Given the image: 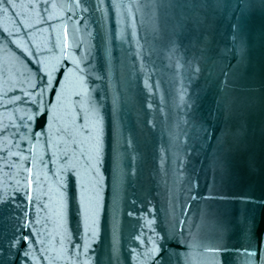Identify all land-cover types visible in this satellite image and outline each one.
<instances>
[{
  "label": "water",
  "instance_id": "1",
  "mask_svg": "<svg viewBox=\"0 0 264 264\" xmlns=\"http://www.w3.org/2000/svg\"><path fill=\"white\" fill-rule=\"evenodd\" d=\"M0 264H264V2L0 0Z\"/></svg>",
  "mask_w": 264,
  "mask_h": 264
},
{
  "label": "snow or ice",
  "instance_id": "2",
  "mask_svg": "<svg viewBox=\"0 0 264 264\" xmlns=\"http://www.w3.org/2000/svg\"><path fill=\"white\" fill-rule=\"evenodd\" d=\"M262 2H264V0H262ZM23 239L27 240L28 237H23ZM208 251H216V249H208Z\"/></svg>",
  "mask_w": 264,
  "mask_h": 264
}]
</instances>
